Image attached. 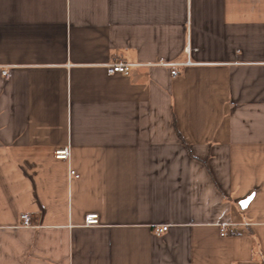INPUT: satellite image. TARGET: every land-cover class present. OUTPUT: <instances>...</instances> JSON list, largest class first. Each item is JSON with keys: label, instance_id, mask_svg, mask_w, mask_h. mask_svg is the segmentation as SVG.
<instances>
[{"label": "crops", "instance_id": "1", "mask_svg": "<svg viewBox=\"0 0 264 264\" xmlns=\"http://www.w3.org/2000/svg\"><path fill=\"white\" fill-rule=\"evenodd\" d=\"M0 264H264V0H0Z\"/></svg>", "mask_w": 264, "mask_h": 264}, {"label": "built area", "instance_id": "2", "mask_svg": "<svg viewBox=\"0 0 264 264\" xmlns=\"http://www.w3.org/2000/svg\"><path fill=\"white\" fill-rule=\"evenodd\" d=\"M195 49L196 48H193L191 45H188L185 48V52H186L188 58L184 62H163V64L170 66L172 68V70H171L172 75H176V74H178V69H177L178 66L189 65V64L193 63L192 62V52ZM132 66H133V64L128 63V62H115V63L109 64L108 70H109V72H119V73L128 75L131 73ZM3 73L7 74V71L4 70ZM55 157L61 158V159H69L70 150L68 148L57 150L55 152ZM70 174L72 176H78V174L75 170H71ZM23 219H24L25 223L28 224L30 221V216L28 214H24ZM98 223H99V216L97 213H90L86 216V224L87 225H94V224H98ZM168 228H169L168 224H160V225H156L154 227V230H155V233L162 234V233L166 232L168 230ZM228 233H229V230L227 228V225L224 224L221 227V235L224 236Z\"/></svg>", "mask_w": 264, "mask_h": 264}, {"label": "water", "instance_id": "3", "mask_svg": "<svg viewBox=\"0 0 264 264\" xmlns=\"http://www.w3.org/2000/svg\"><path fill=\"white\" fill-rule=\"evenodd\" d=\"M250 200H251V195L248 196L247 198L241 200L240 205H241L242 207H245V206L248 204V202H249Z\"/></svg>", "mask_w": 264, "mask_h": 264}]
</instances>
